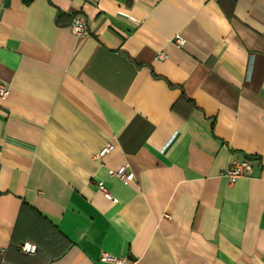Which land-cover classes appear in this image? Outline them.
Here are the masks:
<instances>
[{
  "label": "crops",
  "instance_id": "1",
  "mask_svg": "<svg viewBox=\"0 0 264 264\" xmlns=\"http://www.w3.org/2000/svg\"><path fill=\"white\" fill-rule=\"evenodd\" d=\"M0 82V264H264V0H0Z\"/></svg>",
  "mask_w": 264,
  "mask_h": 264
},
{
  "label": "built area",
  "instance_id": "2",
  "mask_svg": "<svg viewBox=\"0 0 264 264\" xmlns=\"http://www.w3.org/2000/svg\"><path fill=\"white\" fill-rule=\"evenodd\" d=\"M69 28L72 33L76 35H85L88 33V27L84 20V18L80 14H76L72 17ZM175 44L180 46L183 42L182 38L179 35L175 36ZM157 56H162V53H158ZM9 94V86L6 83L0 82V98L4 99ZM261 121L264 123V114L261 115ZM109 147H104L99 154L103 153V151L107 150ZM252 171V161L250 159L244 158L241 160L232 161L224 170L223 175L228 179L230 183H233L237 178L242 176H247ZM109 175L117 177L123 183H127L130 177L132 176V172L128 169L127 165H122L115 169L108 170ZM97 188L101 191L106 197L113 199L109 190L102 185L101 183H97ZM18 248L20 251L28 254H33L36 251V245L30 241H23L19 243ZM100 259L103 261H108L112 264H129V261L126 257L123 256H113L109 253L102 252Z\"/></svg>",
  "mask_w": 264,
  "mask_h": 264
}]
</instances>
